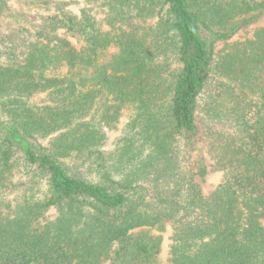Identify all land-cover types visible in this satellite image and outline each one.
I'll return each instance as SVG.
<instances>
[{
    "label": "trees",
    "instance_id": "trees-1",
    "mask_svg": "<svg viewBox=\"0 0 264 264\" xmlns=\"http://www.w3.org/2000/svg\"><path fill=\"white\" fill-rule=\"evenodd\" d=\"M76 1L0 0V264H264V0Z\"/></svg>",
    "mask_w": 264,
    "mask_h": 264
},
{
    "label": "rangeland",
    "instance_id": "rangeland-1",
    "mask_svg": "<svg viewBox=\"0 0 264 264\" xmlns=\"http://www.w3.org/2000/svg\"><path fill=\"white\" fill-rule=\"evenodd\" d=\"M86 1L85 0H79L71 5H69L68 9L75 14H80L81 10L85 8ZM264 26V20H260L256 24H252L246 29L240 31L238 34H236L233 38H231L229 41L220 42L216 45V56L221 54L227 47V45L234 44L236 42H243L245 40L251 39L255 33V31L261 27ZM73 43L77 46H80V44L75 40L72 39ZM45 100L44 96H39L36 98L37 103H41ZM207 103L209 104V100L206 98L201 102V105L198 109L197 113V122L199 126V143L197 150L193 153L194 157L202 156L204 158L205 163L208 165L209 172L207 176H205L203 179L198 178V182L201 184V187L203 189V192L205 195L211 194L216 187L221 184V182L224 180V173L220 171H212L211 165L212 161L209 158L208 152H207V138L204 135V120L206 116V110H207ZM127 121H122V124H125ZM45 145V143H43ZM56 211L52 210L49 212L48 217L50 219H53L55 217ZM164 240H163V246H162V253L159 257V262L162 264H168L169 258H170V249L172 245V230L170 226H168L167 230L163 233Z\"/></svg>",
    "mask_w": 264,
    "mask_h": 264
}]
</instances>
